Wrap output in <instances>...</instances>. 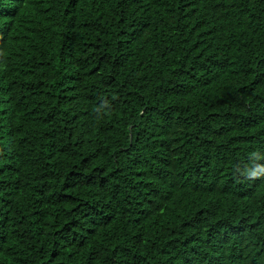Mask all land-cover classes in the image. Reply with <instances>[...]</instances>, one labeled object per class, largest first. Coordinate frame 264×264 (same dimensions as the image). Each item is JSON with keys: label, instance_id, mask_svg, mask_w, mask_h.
<instances>
[{"label": "trees", "instance_id": "trees-1", "mask_svg": "<svg viewBox=\"0 0 264 264\" xmlns=\"http://www.w3.org/2000/svg\"><path fill=\"white\" fill-rule=\"evenodd\" d=\"M0 264H264V0H0Z\"/></svg>", "mask_w": 264, "mask_h": 264}]
</instances>
